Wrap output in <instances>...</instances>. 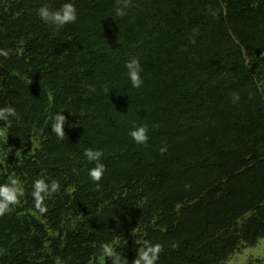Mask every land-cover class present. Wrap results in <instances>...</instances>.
<instances>
[{
    "label": "trees",
    "instance_id": "1",
    "mask_svg": "<svg viewBox=\"0 0 264 264\" xmlns=\"http://www.w3.org/2000/svg\"><path fill=\"white\" fill-rule=\"evenodd\" d=\"M65 2L0 0V107L18 113L0 120V184L24 189L0 217V264H87L104 244L133 264L144 241L163 246L156 264H225L263 238L264 0H132L123 17L72 0L75 23L38 17ZM87 148L103 152L99 188ZM37 178L60 185L43 215Z\"/></svg>",
    "mask_w": 264,
    "mask_h": 264
},
{
    "label": "clouds",
    "instance_id": "2",
    "mask_svg": "<svg viewBox=\"0 0 264 264\" xmlns=\"http://www.w3.org/2000/svg\"><path fill=\"white\" fill-rule=\"evenodd\" d=\"M131 5L132 0H115L114 11L116 16H125L127 14L126 9H128ZM36 11L38 17L43 22L49 24L50 26H55L56 29L62 28L67 24L75 23L77 20V10L72 0H66V2L56 10H52L48 5L44 4L41 5ZM192 42L195 43V40L193 39ZM0 56L7 58L9 56V50L0 49ZM125 67L127 69V74L132 87L140 88L143 84V80L140 75L143 69L140 61L133 57L125 62ZM239 100V93L233 92L232 102L238 103ZM17 115L18 113L14 107H0V120L7 122L9 127L11 126L9 117H15ZM66 122L67 118L65 115H63V113L58 112L53 117V122L51 124L52 132L57 136V138L61 140H63L66 135L64 130V125ZM2 135H6V133L3 130H0V136ZM129 135L137 145H147L148 143L149 137L147 125L134 127L130 130ZM166 150V146L160 149L161 153L165 152ZM11 151L12 147L9 146L8 153ZM84 156L89 162H95V166L88 170V175L90 179L96 184V187L99 188V182L102 180L106 171L105 165L101 162L103 152L98 149L94 150L92 148H87L84 150ZM59 188V182L56 180H52L49 183L44 179L37 178L33 181V191L31 194L34 199V207L39 214L43 215L47 213L48 208L45 204V199L46 197H50L52 194L58 192ZM23 195L24 189L20 181L15 177L10 178L7 183L0 184V217L4 216L5 213L11 210L10 206L19 204L20 197ZM135 243H141V241L136 240ZM143 244L144 247L139 251V254L136 256L133 264H156V261L159 259V254L163 251V246L160 243L152 244L148 241H144ZM102 251L107 257L111 258L112 264H124L120 254L117 253L111 245L104 244L102 246Z\"/></svg>",
    "mask_w": 264,
    "mask_h": 264
},
{
    "label": "rangeland",
    "instance_id": "3",
    "mask_svg": "<svg viewBox=\"0 0 264 264\" xmlns=\"http://www.w3.org/2000/svg\"><path fill=\"white\" fill-rule=\"evenodd\" d=\"M106 255L102 253L92 258L87 264H105ZM225 264H264V237L254 245L243 247L233 254Z\"/></svg>",
    "mask_w": 264,
    "mask_h": 264
}]
</instances>
